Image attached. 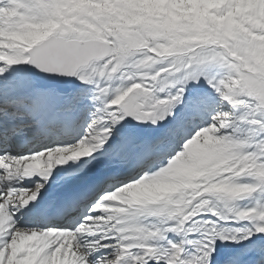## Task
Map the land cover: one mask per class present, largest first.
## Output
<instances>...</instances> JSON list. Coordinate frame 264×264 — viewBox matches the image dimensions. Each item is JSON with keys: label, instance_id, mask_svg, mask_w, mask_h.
<instances>
[{"label": "snow or ice", "instance_id": "1", "mask_svg": "<svg viewBox=\"0 0 264 264\" xmlns=\"http://www.w3.org/2000/svg\"><path fill=\"white\" fill-rule=\"evenodd\" d=\"M0 264H264V0H0Z\"/></svg>", "mask_w": 264, "mask_h": 264}]
</instances>
